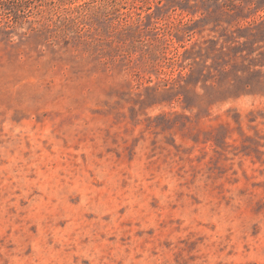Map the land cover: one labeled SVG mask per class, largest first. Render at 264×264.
Masks as SVG:
<instances>
[{"label": "rangeland", "instance_id": "rangeland-1", "mask_svg": "<svg viewBox=\"0 0 264 264\" xmlns=\"http://www.w3.org/2000/svg\"><path fill=\"white\" fill-rule=\"evenodd\" d=\"M104 3L0 0V264H264V0Z\"/></svg>", "mask_w": 264, "mask_h": 264}, {"label": "trees", "instance_id": "trees-1", "mask_svg": "<svg viewBox=\"0 0 264 264\" xmlns=\"http://www.w3.org/2000/svg\"><path fill=\"white\" fill-rule=\"evenodd\" d=\"M105 1V3L103 4V7L105 6V5H107V3H108V0L106 1V0H104ZM79 8H77V10H78ZM108 13H110V11L108 12ZM121 13V12H120ZM120 13H119V15H120ZM108 15H110V14H108ZM128 16V15H130V13H124L123 14V16ZM74 22H75V18L74 19H70V21H69V23L66 25V27H64V31L65 32H72V33H78L79 32V29L78 28H76V26H78L77 25V22H76V25L74 26Z\"/></svg>", "mask_w": 264, "mask_h": 264}]
</instances>
